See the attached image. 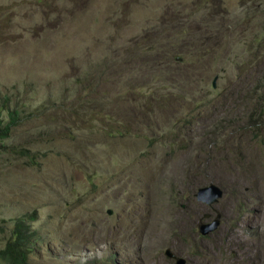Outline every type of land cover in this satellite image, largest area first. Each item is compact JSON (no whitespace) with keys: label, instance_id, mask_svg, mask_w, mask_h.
Returning a JSON list of instances; mask_svg holds the SVG:
<instances>
[{"label":"rangeland","instance_id":"1","mask_svg":"<svg viewBox=\"0 0 264 264\" xmlns=\"http://www.w3.org/2000/svg\"><path fill=\"white\" fill-rule=\"evenodd\" d=\"M0 95V250L264 264V0H0Z\"/></svg>","mask_w":264,"mask_h":264},{"label":"trees","instance_id":"2","mask_svg":"<svg viewBox=\"0 0 264 264\" xmlns=\"http://www.w3.org/2000/svg\"><path fill=\"white\" fill-rule=\"evenodd\" d=\"M10 101L0 95V144L10 138L12 131L18 124V111L9 109ZM252 121V118L249 119ZM28 237L22 221H16L13 227L12 238L0 250L2 264H28Z\"/></svg>","mask_w":264,"mask_h":264},{"label":"water","instance_id":"3","mask_svg":"<svg viewBox=\"0 0 264 264\" xmlns=\"http://www.w3.org/2000/svg\"><path fill=\"white\" fill-rule=\"evenodd\" d=\"M221 192H219L218 189H216L213 186H210L208 188H203L198 190L196 194V200L198 202H201L206 205H211L217 201V199L220 198ZM217 227V222H214L212 225H207V226H201L199 231L202 236L207 235L208 233L214 231ZM166 256L168 258H171L170 253H166ZM177 264H184L183 261H178Z\"/></svg>","mask_w":264,"mask_h":264},{"label":"bare ground","instance_id":"4","mask_svg":"<svg viewBox=\"0 0 264 264\" xmlns=\"http://www.w3.org/2000/svg\"><path fill=\"white\" fill-rule=\"evenodd\" d=\"M231 234H233V231L231 232Z\"/></svg>","mask_w":264,"mask_h":264}]
</instances>
